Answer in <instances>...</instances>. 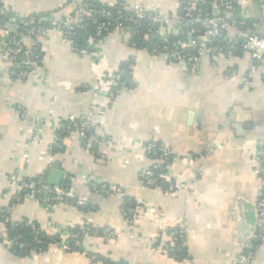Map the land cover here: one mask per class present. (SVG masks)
Wrapping results in <instances>:
<instances>
[{
	"label": "crops",
	"instance_id": "0c3cea01",
	"mask_svg": "<svg viewBox=\"0 0 264 264\" xmlns=\"http://www.w3.org/2000/svg\"><path fill=\"white\" fill-rule=\"evenodd\" d=\"M81 1L6 0V5L20 18L39 16L40 23L46 24L69 16ZM125 1L155 6L168 18L179 10L178 0ZM237 2L244 12L243 20L255 32L264 34L263 0ZM238 14L239 10L235 12ZM15 29V25L0 24V39ZM25 41L33 44L29 38ZM39 50L49 70L41 85L30 79H15L10 63L0 54V211L11 204L12 174L17 173L21 179L47 180L52 169L61 170V185L73 189L77 197H85L87 206L63 204L49 212L26 199L15 206L13 220L36 224L49 234L56 226L83 223L111 231L115 235L108 240L85 235L84 245L113 262L234 264L247 251L257 228L261 186L253 173L251 150L264 139V63L251 73L255 62L250 53H223L205 56L196 71L190 72L164 57L152 56L116 32L102 47L104 66L54 33L39 44ZM129 63L131 87L116 100L98 95L96 85L103 67L116 71ZM10 105L22 106L31 118L29 124L25 125ZM99 105L105 112L98 129L111 142L99 153L98 149L87 151L72 135L63 142V155H58L52 150L50 128L42 130L40 142L27 146L33 119L60 121L88 116L91 108ZM120 141L125 144L120 145ZM150 142L173 152L178 179L195 175V167L192 171L187 166L186 156L203 162V174L191 190L172 196L161 188L144 185L146 170L156 162L143 148H133V143ZM92 183L120 187L126 200H135L143 208L152 207L155 212L144 210L129 223L122 212L123 201L113 194L91 193ZM156 216L165 218V224L156 222ZM178 224L186 229L189 261H178L155 248L158 239L171 242L170 228ZM3 231L0 221V234ZM0 264L93 263L81 254L52 250L35 257H19L0 245ZM250 264H264V244Z\"/></svg>",
	"mask_w": 264,
	"mask_h": 264
},
{
	"label": "built area",
	"instance_id": "2783aa9c",
	"mask_svg": "<svg viewBox=\"0 0 264 264\" xmlns=\"http://www.w3.org/2000/svg\"><path fill=\"white\" fill-rule=\"evenodd\" d=\"M178 3L179 10L168 18L163 16L155 6L144 7L129 4L125 0H113L109 3H103L100 0H84L77 2L74 12L69 16L41 24L39 16L20 18L7 7L6 0H0V20L17 27L15 30L7 31L3 39H0L1 58L10 63L15 79H30L34 84L41 85L46 82L49 70L44 65L39 44L54 33L61 36L67 44L74 46L81 38L80 30H83L85 26L82 19L88 17L93 20L102 19V22L97 25L96 34L86 38L81 49L83 54L88 55L94 63L102 61L103 65L104 58L101 50L108 36L113 32L130 39L143 36L144 42L149 44L146 50L152 56L164 57L167 61L179 64L190 72L196 71L198 63L205 56L223 54L226 50L228 51L226 53L231 55L238 51L250 53L255 62L251 73L264 63V34H258L247 26L242 27L245 25L244 12L238 8L237 0H178ZM237 10L240 14L235 15ZM26 38L31 39L33 44L26 43ZM221 38H224L225 43L217 46L216 41ZM131 66L129 63L116 71L103 67L96 85L97 94L110 100L120 97L132 85V80L129 78ZM1 84L0 79V87ZM10 108L25 125L29 124L31 118L22 106L10 105ZM104 112V106L99 105L91 108L88 116H71L60 121L33 119L26 144L27 146L37 144L41 141L42 130L50 128L52 150L55 149L58 155H63V142L69 140L72 135L78 137V142L83 144L87 151L94 153L98 149L99 153L102 146L111 143L98 129L102 124L100 119ZM118 143L125 144L124 141ZM137 147L143 148L147 157L156 162V165L146 170L144 175V185L148 188H161L166 193L176 196L180 192L191 190L194 181L203 174V162L186 156V164L192 168V171L195 167V175L193 176L192 173L185 180L178 179L173 170L175 155L168 148L159 146L156 142L133 143V148ZM251 155L253 173L261 186L257 203V228L250 239L247 251L234 264L253 262L257 251L264 244V139L257 142L251 150ZM10 182L11 204L0 211L7 216L10 227L4 226V231L0 234V245L13 255L26 251L30 257H35L43 252L37 246L26 244L23 235L17 232L18 225L30 224L12 219L11 214L16 205L27 199L51 212L63 204L83 208L88 203L85 197H77L73 189L63 185L51 186L43 178L21 179L17 173H14L10 177ZM89 188L93 194L100 196L113 194L119 197L124 204L123 215L129 223H133L144 210L150 213L155 212L152 207L143 208L135 200H126V195L120 187L92 183ZM155 220L162 225L166 222V219L160 216H156ZM76 227H79V233L71 231L74 230V226H56L50 234L43 230L47 236L56 238L47 250L55 253H77L86 256L93 264H103L102 255L87 248L84 245V239L80 237L88 233L85 224ZM32 230L35 244L41 245V229L32 227ZM13 232L16 233L14 236L11 235ZM169 234L171 242L164 243L158 239L155 242L156 250L178 261L191 260L186 245L185 227L178 224L170 228ZM114 235L111 231H105L104 239L108 240Z\"/></svg>",
	"mask_w": 264,
	"mask_h": 264
},
{
	"label": "trees",
	"instance_id": "16d2710c",
	"mask_svg": "<svg viewBox=\"0 0 264 264\" xmlns=\"http://www.w3.org/2000/svg\"><path fill=\"white\" fill-rule=\"evenodd\" d=\"M102 7V6H101ZM107 8H111V7H107ZM102 22V19L98 18V20H93V19H90L88 17H85L82 19V23L85 25L84 26V29L83 30H80V34H81V38L80 40L77 42V44H75L74 46H78L80 49L83 48V45H84V41H86V38H90L92 36H94L96 34V28H97V25ZM250 27L249 26V23L246 21L245 22V25H243L242 27ZM132 42L136 43L138 47H141V48H149V44L148 43H145L144 42V38L143 36L141 37H136L134 39H131ZM225 41H224V38H221L219 40L216 41V45L217 46H222V44H224ZM226 52H228L226 50ZM225 52V53H226ZM227 54V53H226ZM235 54H241L240 51H238L237 53ZM159 146H161L160 143H157ZM44 179V178H43ZM63 186H66V185H63ZM129 200V199H128ZM0 218H1V222L4 223V226H6L7 228L10 227V222L7 220V216L0 212ZM32 227L36 228V229H41L38 225L36 224H30V225H24V224H21V225H18L17 227V232L21 233L23 235V238H24V242L26 244H28L29 246H37L39 248H41L43 250V252L47 251V248L50 244H52L53 242H55L56 238L54 237H50V236H47L46 233L43 231V229H41V241H42V244L41 245H37L35 244V240H34V236H33V230H32ZM85 227L88 229V233L87 235H92V236H100V237H103L104 236V232L102 230H100L99 228H90L88 226L85 225ZM79 230V227H75L74 230H71L73 231L74 233H79L80 231ZM16 233L13 232L11 235L14 236ZM10 235V237H11ZM84 234L83 236H80L82 239H84ZM8 236V239L10 238ZM186 251V249H185ZM42 252V253H43ZM186 253V252H185ZM15 256H19V257H29L30 254L28 252H23V253H17L15 254ZM101 261L103 264H114L115 262L113 261H110L108 258L102 256L101 257ZM119 263H123L122 261H120ZM124 264V263H123Z\"/></svg>",
	"mask_w": 264,
	"mask_h": 264
},
{
	"label": "water",
	"instance_id": "95a60500",
	"mask_svg": "<svg viewBox=\"0 0 264 264\" xmlns=\"http://www.w3.org/2000/svg\"><path fill=\"white\" fill-rule=\"evenodd\" d=\"M0 24H4L0 21ZM63 172L61 170L52 169L49 172V176L46 180L47 184L51 186H60L63 180Z\"/></svg>",
	"mask_w": 264,
	"mask_h": 264
}]
</instances>
